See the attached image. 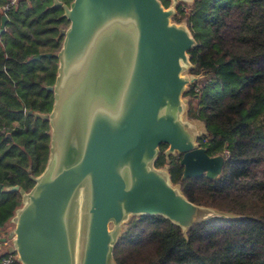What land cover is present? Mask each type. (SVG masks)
<instances>
[{
	"label": "water",
	"instance_id": "water-1",
	"mask_svg": "<svg viewBox=\"0 0 264 264\" xmlns=\"http://www.w3.org/2000/svg\"><path fill=\"white\" fill-rule=\"evenodd\" d=\"M178 1L193 0H172L169 7L160 0L54 1L69 24L56 82L47 86L54 107L37 114L51 124L48 162L29 190L0 183V190L22 194L13 227L1 237H12L6 250L22 264H110L117 233L133 215H162L184 230L225 215L191 201L166 168L155 166L163 143L166 154L181 153L183 178H216L225 163L222 153L209 155L200 145L196 124L182 119L183 93L198 77L182 73L197 41L186 24L171 20ZM6 20L3 15L1 31ZM42 56L51 53L33 58ZM75 126L82 144L68 164ZM83 186L87 208L78 259L71 214Z\"/></svg>",
	"mask_w": 264,
	"mask_h": 264
},
{
	"label": "trees",
	"instance_id": "trees-1",
	"mask_svg": "<svg viewBox=\"0 0 264 264\" xmlns=\"http://www.w3.org/2000/svg\"><path fill=\"white\" fill-rule=\"evenodd\" d=\"M54 1L0 0V22L3 13L8 18L0 34L3 188L18 184L29 190L48 162L51 124L37 114L54 107V92L47 86L56 82L57 53L69 24ZM160 1L165 7L173 4ZM171 20L185 22L197 41L188 52V72L198 77L183 93L186 117L203 123L200 145L209 155L222 153L225 163L216 178H183L181 153L166 154L163 143L155 166L166 168L191 201L225 215L188 230L162 215H133L117 233L111 260L264 264V0L178 1ZM47 52L51 56L33 58ZM20 190H0L1 237L8 235L10 218L23 204Z\"/></svg>",
	"mask_w": 264,
	"mask_h": 264
},
{
	"label": "rangeland",
	"instance_id": "rangeland-1",
	"mask_svg": "<svg viewBox=\"0 0 264 264\" xmlns=\"http://www.w3.org/2000/svg\"><path fill=\"white\" fill-rule=\"evenodd\" d=\"M178 23L186 24L185 22H178ZM182 74L185 76H190L188 69H186ZM183 98H185V97L183 96ZM185 100H186V98H185ZM185 111L182 113V119L188 120L189 118L186 117ZM189 120H191L194 124H196V126L199 128L200 132L203 131L204 126H203V123L201 121H195L192 119H189ZM81 127H82V125H81ZM76 128H78V127H76V126L72 127L71 132H70V136H72V132ZM80 128H78V129H80ZM80 131L81 130H77V133H76V131H75V133L73 132L75 134V137L73 135L72 141L69 139L70 143L71 144L73 143V146L70 149L71 154H69V156H67V159H66L68 164L75 162L77 159L78 153L80 152V148H81V144H82V142L79 141V139L81 137ZM65 140H66V138H65ZM86 208H87V190H86V187L83 186V188L76 195L75 202L73 205L72 214H71V218H72L71 219V232H72V238H73V242H74V249L77 252L78 259H79L80 251L82 249L83 240H84L83 235H84V226H85V221H86V218H85ZM212 212H214V211H212ZM130 218H131V216H129V218L126 219L124 222L128 221ZM110 227H113V224H111ZM7 244L8 243H6V241H3V243H1L2 248L6 249ZM110 264H113L112 260L110 261Z\"/></svg>",
	"mask_w": 264,
	"mask_h": 264
},
{
	"label": "built area",
	"instance_id": "built-area-1",
	"mask_svg": "<svg viewBox=\"0 0 264 264\" xmlns=\"http://www.w3.org/2000/svg\"><path fill=\"white\" fill-rule=\"evenodd\" d=\"M15 0H11V2H14ZM4 8L7 6L4 5ZM12 237H7L6 243H10ZM1 243H3L1 236H0V264H22L19 258H17V254L15 251L10 252L5 250V248H2ZM6 251L7 254H3V251Z\"/></svg>",
	"mask_w": 264,
	"mask_h": 264
},
{
	"label": "flooded vegetation",
	"instance_id": "flooded-vegetation-1",
	"mask_svg": "<svg viewBox=\"0 0 264 264\" xmlns=\"http://www.w3.org/2000/svg\"><path fill=\"white\" fill-rule=\"evenodd\" d=\"M16 1V0H15ZM14 1V2H15ZM14 2H10L11 4H13ZM0 11H2V8L0 7ZM3 15H5L4 13L1 15V22H0V34H2V31L4 30V26H5V24H6V22H7V20H6V22L4 23V25H3V30L1 31V29H2V27H1V23H2V18H3ZM8 19V18H7Z\"/></svg>",
	"mask_w": 264,
	"mask_h": 264
}]
</instances>
